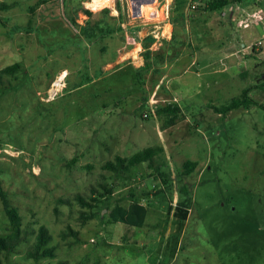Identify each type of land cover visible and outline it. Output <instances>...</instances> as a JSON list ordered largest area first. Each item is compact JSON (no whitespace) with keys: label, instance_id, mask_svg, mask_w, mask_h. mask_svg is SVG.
<instances>
[{"label":"rangeland","instance_id":"374dc122","mask_svg":"<svg viewBox=\"0 0 264 264\" xmlns=\"http://www.w3.org/2000/svg\"><path fill=\"white\" fill-rule=\"evenodd\" d=\"M39 1L0 0V185L17 208L24 235L11 253L0 250V264H264V109L252 105L220 114L211 107L246 88L264 104V89L257 87L264 82V46L242 48L264 35V24L244 32L219 10L193 12L173 0L150 3L149 18L136 13L131 0H108L95 16L90 0L49 1L44 12L68 14L81 25L102 18L141 26V35H118L134 65L97 80L90 76L91 52L70 38L68 27L54 21L45 32L41 20L37 26ZM131 35L140 49L127 43ZM148 36L154 42L146 61ZM193 51L213 65H200L199 76L192 66L184 77L188 92L173 71L170 80H161L170 72L166 64ZM13 63L19 64L13 73L2 72ZM62 65L71 66L63 95L46 101L62 73L53 72ZM212 68L221 70L211 77ZM207 79L213 81L209 90ZM170 105L179 111L157 112ZM146 147L163 148L152 164L120 176L104 167ZM187 160L198 165L184 175ZM158 168L170 175L168 184ZM183 185L193 197L187 220L174 214ZM133 201L147 208L144 226L110 219L116 205ZM41 226L51 234L55 256L35 261L28 251ZM12 230L0 194V237Z\"/></svg>","mask_w":264,"mask_h":264},{"label":"trees","instance_id":"16d2710c","mask_svg":"<svg viewBox=\"0 0 264 264\" xmlns=\"http://www.w3.org/2000/svg\"><path fill=\"white\" fill-rule=\"evenodd\" d=\"M51 0H40L38 5L45 4ZM174 4L180 6L188 7L189 0H173ZM232 1L241 2L243 0H214L210 3L207 8L208 11L221 10L225 6L229 5ZM261 4L264 7V0L261 1ZM5 8L7 7L6 4ZM104 11H110L108 8H105ZM85 14L89 17L93 15V12L89 9L84 10ZM64 18L70 24L72 28L80 31L82 36L88 42H93L94 38H103L106 34H110L112 31H118L125 33L126 30H130L131 32H137L140 29V25L134 27H127L124 22H119L117 26H112L109 22L104 19H99L95 22L88 21L85 25H81L77 19L73 16H69L68 14H64ZM137 39V36H134ZM154 42L153 36H148L145 38L144 47V57L146 61L151 56L152 51L149 49L150 44ZM256 52V51H255ZM149 66V63H146ZM19 67L18 63H13L11 65L6 66L2 69V72L13 73ZM257 87L264 89V82L260 83ZM251 88H246L242 91L240 96L234 97L230 102L221 106L211 105V107L220 114H226L229 111L238 108H250L252 105H258L264 109V104L259 103L254 98L250 96ZM178 112L179 109L177 106H166L157 109L158 113L161 112ZM162 151V147H146L143 148L136 153H134L131 157L126 158L122 156L116 157V162L108 161L104 164V167L107 170L114 172L116 175L120 176L124 172L129 171L131 167L141 164L146 161H150L151 164L154 163L155 157L158 155V151ZM184 175L191 174L197 168V161L187 160L184 162ZM158 176L162 178L164 184H168L170 182V175L160 169ZM112 191L106 188V193L110 194ZM181 192L184 195V198L180 200L174 210V214L180 220H187L189 211L193 204L192 193L186 185L181 187ZM0 194L4 196V203L6 211L9 215L10 221L13 226L12 232L5 237H0V250L5 251L6 253H11L14 251L17 245L24 239L22 222L21 218L18 215L17 208L10 204L8 197L6 196V192L2 189L0 185ZM82 202H85L83 198L80 197ZM147 208L145 205L140 204L136 201H133L129 204L128 207L123 205H116L111 213L110 219L115 222H123L127 225L134 227H142L145 224L146 216H147ZM51 240V234L49 230L45 226H41L39 228V232L37 234L35 245L28 251V256L33 258L35 261H39L45 257H54L55 256V247L49 246V242Z\"/></svg>","mask_w":264,"mask_h":264},{"label":"crops","instance_id":"0c3cea01","mask_svg":"<svg viewBox=\"0 0 264 264\" xmlns=\"http://www.w3.org/2000/svg\"><path fill=\"white\" fill-rule=\"evenodd\" d=\"M249 1H252V2H249ZM253 2H254V0H244L245 4H243V5H245L247 7H250L251 3L253 4ZM51 4H53V3L49 2V3L42 4L40 6V8L37 9V13L34 15V20L38 21L37 22V26L41 25V24H39V20H41L43 27H45V29H44L45 32H48V31L52 30L53 22L57 21L62 26L68 27L69 31L71 32L70 38H74L75 40H78L80 42L83 41V43L85 44V51L88 50L89 52H91L92 61L94 62L95 73H94V75H90L91 77L98 76L97 80H100V79L106 78V76L110 75L115 70L131 67L132 64L134 65V62L130 61L129 58H128L130 56L131 51H128L126 46L119 42V38H118L119 32L118 31H113V32L111 31L110 34H106V36L103 37V38H94L93 42H88L82 36L80 31L75 30L74 28H72L70 26V24L66 21V19L62 15H60V13H58V12H50V11H46V10L44 12L43 9L47 5H51ZM261 6L263 7L262 4H261ZM101 10H98V11L94 12V16L97 15ZM43 12L45 14L42 15ZM112 15H115V14L113 13ZM100 19H102V18H100ZM114 19L116 20L117 18H114ZM109 23L111 24V27L118 25L117 23L113 24L111 21ZM260 26H261V24H260ZM259 28H261V27H259ZM138 32H139V35H141L142 31L139 30ZM134 44L135 45L137 44V46L133 47L134 49H140L142 47L140 42L139 43L136 42ZM123 48H126L124 50V52H122ZM74 49H78V47L76 46ZM74 52L77 53V51H74ZM49 56H52L53 57L52 59L56 58L51 53H49ZM63 57L65 58V55ZM66 57H67V55H66ZM184 57H188L189 58V63L182 65V64H180V62H182L181 59L184 58ZM71 58H73V57L71 56ZM75 61H77V60H75ZM125 61H127V62L124 63L123 65H121L119 67H114V65L115 66L116 65H120L121 62H125ZM174 62L172 61V63L166 64L164 66L165 68L167 67V69L170 70V72L167 73V74L164 73L162 75V77H161V80L165 79V77H167V76H168L167 79L170 80V78H171L170 74H172L171 71H173L174 73H176V75L174 76L176 79L177 78H182V81H179V84L181 86H183V88H182L183 92H188L189 91V90H187L185 88V86L188 85L189 82L184 77H185L186 73L191 71L192 66H196V71H197L196 75L199 76L202 73L201 71L203 70L200 67V65H203L204 69L206 67H208V66H212L213 65L212 63L207 62V60H202V59L200 60L197 51H195V52L193 51L192 53H188L187 52L185 55H181V56L177 57L174 60ZM73 64H74V62H73ZM71 66H72V64H71ZM71 66L68 67L67 65H62L60 67H57L55 69L56 71L53 72V76L59 74L61 71L64 72L65 75L67 73L69 75V70H70ZM111 66H113V67H111ZM110 67H111V69H110ZM89 68H90V66H89ZM91 69H92V67H91ZM219 70H221V69H213L212 68L211 71H207V72H209L208 74H210V76L213 77L214 73L216 71H219ZM227 70L228 69L226 68V71ZM93 81H95V80H93ZM69 82H70V80H69ZM87 84H89V83H84V84L79 85V86L84 87ZM206 84H207L206 90H209L210 86L213 85V81L207 79L206 80ZM193 90H196L195 86L193 87ZM197 91H200V90L198 89Z\"/></svg>","mask_w":264,"mask_h":264},{"label":"built area","instance_id":"2783aa9c","mask_svg":"<svg viewBox=\"0 0 264 264\" xmlns=\"http://www.w3.org/2000/svg\"><path fill=\"white\" fill-rule=\"evenodd\" d=\"M214 0H189L187 9L190 11H208L210 3ZM261 1L263 0H254L255 6L247 7L243 5V2L232 1L229 5L222 8L221 15L227 17L230 15L232 21L237 22L239 29L249 31L252 28L261 23L264 24V8L261 6ZM233 6H237L233 9ZM127 42L129 44L136 43V37L129 36ZM264 46V35L255 38L254 40H246L242 44L243 49H249L252 52L258 51ZM66 78L67 74L64 76L63 72L58 75L51 83L50 88L47 91V96L43 99L46 101L54 100L57 97L63 95L64 89L66 87ZM148 113H144V117H147Z\"/></svg>","mask_w":264,"mask_h":264},{"label":"bare ground","instance_id":"6f19581e","mask_svg":"<svg viewBox=\"0 0 264 264\" xmlns=\"http://www.w3.org/2000/svg\"><path fill=\"white\" fill-rule=\"evenodd\" d=\"M108 0H90L89 2H87V6L89 8H91L92 10L96 11L99 9L100 5L104 2H107ZM167 0L162 1L164 4ZM150 6V3H145V5L143 4L141 6V13L144 17L149 18L150 17V13L148 12L147 8ZM151 7V6H150ZM167 9V13H168V9L169 7L166 8ZM166 13V14H167ZM163 18H164V14H163ZM65 76V75H64ZM147 118V117H146Z\"/></svg>","mask_w":264,"mask_h":264},{"label":"water","instance_id":"95a60500","mask_svg":"<svg viewBox=\"0 0 264 264\" xmlns=\"http://www.w3.org/2000/svg\"><path fill=\"white\" fill-rule=\"evenodd\" d=\"M132 1V6H133V10L136 11V13H139L141 11V6L144 3H152L155 0H131Z\"/></svg>","mask_w":264,"mask_h":264}]
</instances>
